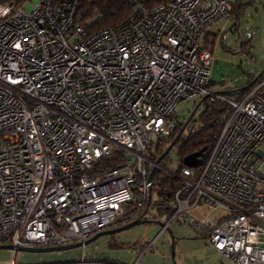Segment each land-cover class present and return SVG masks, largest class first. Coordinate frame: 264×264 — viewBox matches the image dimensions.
<instances>
[{
    "label": "built area",
    "instance_id": "built-area-1",
    "mask_svg": "<svg viewBox=\"0 0 264 264\" xmlns=\"http://www.w3.org/2000/svg\"><path fill=\"white\" fill-rule=\"evenodd\" d=\"M79 1L0 0V245L71 244L138 217L152 148L174 134L178 103L203 97L228 114L203 165L172 172L169 223L233 264H264V76L229 95L209 89L204 38L231 2L138 5L87 35ZM197 207L209 213L197 219Z\"/></svg>",
    "mask_w": 264,
    "mask_h": 264
},
{
    "label": "rangeland",
    "instance_id": "rangeland-1",
    "mask_svg": "<svg viewBox=\"0 0 264 264\" xmlns=\"http://www.w3.org/2000/svg\"><path fill=\"white\" fill-rule=\"evenodd\" d=\"M231 7L232 10L234 8L232 17L226 19L210 47L212 92L240 89L252 82L264 68V0H232ZM198 101L199 97H193L178 103L177 119L185 121ZM202 108V105L199 106L196 115ZM167 162L163 170L172 175L178 168L175 149L168 153ZM152 187L153 184L150 193ZM152 201H155L154 191ZM144 212V219L152 222L101 236L81 247L51 252L18 250L16 254L12 249H0V264L10 263L13 257L16 264H53L82 257L119 264H233L220 255L205 236L183 220L169 223L168 214L159 212L148 203ZM168 223V227L164 228ZM171 235L174 238L173 257ZM148 245L149 249L144 251Z\"/></svg>",
    "mask_w": 264,
    "mask_h": 264
},
{
    "label": "trees",
    "instance_id": "trees-1",
    "mask_svg": "<svg viewBox=\"0 0 264 264\" xmlns=\"http://www.w3.org/2000/svg\"><path fill=\"white\" fill-rule=\"evenodd\" d=\"M21 1L24 2V0ZM51 1L54 2L58 0ZM166 1L168 0H80L78 3V22L84 27L86 34L89 35L101 29L116 28L130 17L134 8L138 5L152 9ZM233 13L234 8L232 10L231 7L230 17H232ZM213 42V37L209 36L207 33L204 38V44L209 51ZM263 76L264 72L256 78ZM252 82L240 89L216 93L229 95L234 91L244 89ZM210 87L211 82L209 89ZM200 99H202V101L199 106H203L202 111L198 115H196V113L194 114L183 133L172 147V149H175L178 157V168L174 170V172H178L180 168L184 167L183 158L185 156L197 152L207 145L213 147L219 136L222 124L228 114V106L224 102L215 101L211 103L209 102V99H205L203 97ZM175 118L177 120V126L174 134L168 140L160 142L154 147L153 152L150 154V158L153 161L163 153L182 127L184 121H179L176 116ZM167 163V156H165L160 162V166L162 168H158L154 173L152 193L149 198L150 200L148 199L149 202L148 200L146 202L148 205L152 204L156 207L159 212L168 214V218H170L174 210L173 194L176 189L180 187L181 182L175 176L170 175L163 170ZM111 165L114 166L115 162ZM153 191L155 194L154 202L152 201ZM169 204H172L173 206L170 207ZM145 207L140 211L138 216L143 217Z\"/></svg>",
    "mask_w": 264,
    "mask_h": 264
},
{
    "label": "water",
    "instance_id": "water-1",
    "mask_svg": "<svg viewBox=\"0 0 264 264\" xmlns=\"http://www.w3.org/2000/svg\"><path fill=\"white\" fill-rule=\"evenodd\" d=\"M263 72H264V68H263V70L260 72V74L258 76H260ZM201 101H202V99H200L197 102V104L194 106V108L190 111V113L187 116L186 120L184 121L182 127L180 128V130L178 131V133L176 134L174 139L170 142V144L163 151V153L154 160V165L152 166V168H151V170L149 171V174H148V182L150 184V190H151V186H152V182H153L154 173L157 170V168L160 167L161 160L165 156L168 155V153L170 152L172 147L175 145L176 141L179 139V137L183 133L184 129L186 128V126L188 125V123L190 122V120L192 119L194 114L196 113L197 108H198L199 104L201 103ZM210 148L211 147L209 145H207V146L201 148L200 150H198L197 152H194L192 154H189V155L185 156L183 158L184 166L189 167V168H196V167L202 166L204 161H205V159H206V157H207V154H208ZM150 222H152V221L145 220V219H142L141 217H139V218H136L135 220L130 221L128 223H125V224H123L121 226L97 232L94 235H92L90 238H88V239H86L84 241L75 242V243H71V244H65V245H59V246H51V247H19V248H14L12 245H0V249H12V250H14L15 254H16V252L18 250L19 251H26V252L62 251V250H67V249H71V248L81 247V246L89 244L90 242L96 240L97 238H99L101 236L113 235L115 233H118L120 231L126 230V229H128L130 227H133L135 225L144 224V223H150ZM173 245H174V238L171 235L172 257L174 255L173 254Z\"/></svg>",
    "mask_w": 264,
    "mask_h": 264
},
{
    "label": "crops",
    "instance_id": "crops-1",
    "mask_svg": "<svg viewBox=\"0 0 264 264\" xmlns=\"http://www.w3.org/2000/svg\"><path fill=\"white\" fill-rule=\"evenodd\" d=\"M229 1L232 2V0H229ZM226 22L227 20H223V21L216 23L214 26H212L210 30L207 32L209 36L216 38V36L220 34V31ZM208 213H209V210L206 207H197L191 211V215L197 219L202 218L204 215Z\"/></svg>",
    "mask_w": 264,
    "mask_h": 264
},
{
    "label": "flooded vegetation",
    "instance_id": "flooded-vegetation-1",
    "mask_svg": "<svg viewBox=\"0 0 264 264\" xmlns=\"http://www.w3.org/2000/svg\"><path fill=\"white\" fill-rule=\"evenodd\" d=\"M198 109V108H197ZM190 113V112H189ZM189 115V114H188ZM137 217H134V218H126L125 220H123L121 223L117 224L116 226L112 227V228H115V227H118V226H121L125 223H128L130 221H133L135 220ZM142 219H144V217H141Z\"/></svg>",
    "mask_w": 264,
    "mask_h": 264
}]
</instances>
